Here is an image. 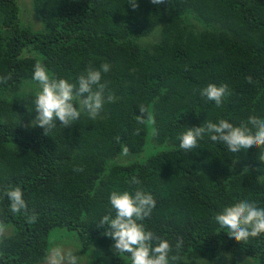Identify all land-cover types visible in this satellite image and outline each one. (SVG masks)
<instances>
[{
	"label": "trees",
	"instance_id": "1",
	"mask_svg": "<svg viewBox=\"0 0 264 264\" xmlns=\"http://www.w3.org/2000/svg\"><path fill=\"white\" fill-rule=\"evenodd\" d=\"M137 2L133 10L128 0H31L33 29L17 0H0V221L8 226L0 264L48 262L69 243L86 264H131L99 222L115 215L112 192L137 189L156 200L143 223L172 244L176 264H264V234L238 242L215 219L242 200L264 207V151L233 153L209 134L193 152L179 147L188 127L264 119V0ZM36 63L71 83L108 63L102 82L114 102L45 135L32 126ZM209 84L228 86L221 105L201 96ZM15 187L26 214L10 210L5 192Z\"/></svg>",
	"mask_w": 264,
	"mask_h": 264
},
{
	"label": "clouds",
	"instance_id": "2",
	"mask_svg": "<svg viewBox=\"0 0 264 264\" xmlns=\"http://www.w3.org/2000/svg\"><path fill=\"white\" fill-rule=\"evenodd\" d=\"M132 9L139 7L137 0H128ZM154 5H163L168 0H151ZM110 71V65L104 63L99 69L89 67L78 76L76 83H71L63 78H54L43 65H34L33 79L39 83L40 90L34 98L35 119L32 126L44 129V134L56 127L57 122L65 128L71 127L74 122L80 120L82 113L91 119H96L105 103L114 102L111 94L105 95L107 82H102V74ZM6 80V77L0 78ZM84 94H87L86 98ZM226 84H209L201 92L202 97L213 100L217 106L228 95ZM79 103L77 108L75 105ZM146 109L140 106L141 116L138 123H144L143 114ZM248 124L234 126L228 120H220L218 123L207 121L201 126L188 127V130L179 137V147L185 152H193L200 147L199 141L205 134H209L214 142H222L233 153L241 149H259L264 151V119L256 116L248 118ZM137 134L139 129L136 130ZM129 148L122 145L123 156H127ZM131 183L138 185L140 180L133 176ZM10 201L12 213H27L28 205L20 187L7 189L5 192ZM111 208L115 215H105L99 225H108V231L104 235L111 237L115 243L112 247L119 253L130 254L131 264H176L180 259L178 254H172L173 246L167 239L147 230L143 221L149 218L156 206V200L151 193L137 189L134 193L129 191L112 192L110 196ZM221 228L228 229L231 238L238 242H245L250 237L255 238L264 234V207L257 202L242 200L226 206L215 217ZM35 215L29 216L30 223L35 222ZM8 226L0 221V242L7 238ZM183 241L175 245L177 251ZM70 244V243H69ZM67 249L74 250L69 247ZM78 257L71 251H66L61 246L53 247L47 254L48 264H86L85 257ZM41 264H45L41 263Z\"/></svg>",
	"mask_w": 264,
	"mask_h": 264
},
{
	"label": "rangeland",
	"instance_id": "3",
	"mask_svg": "<svg viewBox=\"0 0 264 264\" xmlns=\"http://www.w3.org/2000/svg\"><path fill=\"white\" fill-rule=\"evenodd\" d=\"M19 7L21 9L20 16L22 19V22L24 24H30L33 29L39 28V22L34 18L33 15V7H31V0H17ZM24 20V21H23ZM29 26V25H28ZM8 97L11 99L13 98L14 94L12 92L7 94ZM144 152L139 154H132L133 159L132 160H140L143 157ZM75 240L72 236L69 242H72ZM64 249H67V246H64ZM91 255V252H89ZM45 264H48V262H45ZM85 264V263H84Z\"/></svg>",
	"mask_w": 264,
	"mask_h": 264
}]
</instances>
